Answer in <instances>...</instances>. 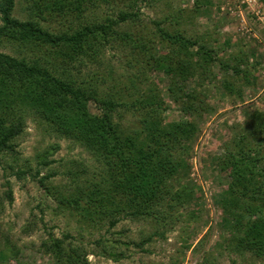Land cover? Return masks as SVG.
<instances>
[{
    "label": "trees",
    "instance_id": "obj_1",
    "mask_svg": "<svg viewBox=\"0 0 264 264\" xmlns=\"http://www.w3.org/2000/svg\"><path fill=\"white\" fill-rule=\"evenodd\" d=\"M18 1L0 0V162L2 156L16 152L25 115L34 112L97 162L91 168L92 177L81 180L82 171L74 174L77 184L70 197L47 184L51 175L39 178L47 194L56 197L60 205L76 209L88 225H107L108 231L122 217L157 224L175 219L176 208L193 197V190L181 184V179L188 170L189 143L200 131L197 122L187 117L165 122L166 108L157 87L129 103L121 95L101 93L97 84L77 80L64 66L94 59L114 36L125 39L169 76V89L181 111L198 116L205 107L203 93L187 89L185 83L192 78L205 83L214 75L216 62L227 72L229 63H223L205 41L170 32L159 23L161 42L168 50L154 55L141 38L117 29L129 19L135 21L136 11L120 9L116 18L80 22L60 30L45 24L50 15L84 17L88 9L110 0H22L29 10L24 19L14 14ZM235 70L240 72L237 67ZM119 107L135 108L137 124L124 125L117 120ZM215 163L229 176L220 205L231 247L240 254L264 258V111L249 114L235 125ZM24 173L17 169L13 174L21 177ZM39 173L37 170L35 175ZM6 196L13 201L11 188ZM54 236L50 234L43 242V249L56 264H85L87 251L71 240L74 235ZM118 242L105 237L97 241L104 244L102 249L108 255H116ZM12 251L7 240L0 249V260Z\"/></svg>",
    "mask_w": 264,
    "mask_h": 264
},
{
    "label": "rangeland",
    "instance_id": "obj_2",
    "mask_svg": "<svg viewBox=\"0 0 264 264\" xmlns=\"http://www.w3.org/2000/svg\"><path fill=\"white\" fill-rule=\"evenodd\" d=\"M134 1L110 0L88 9L80 18L50 15L45 24L60 30L80 22L116 18L120 9L136 11L135 21L129 19L117 29L141 38L154 55L168 50L161 42L159 23L170 32L205 41L223 63H229L227 72L216 62L214 75L205 83L197 78L185 83L187 89L203 93L205 107L198 116L181 111L169 89V76L125 39L114 36L94 59L64 66L77 80L97 84L101 93L121 95L129 103L147 94L150 87H157L166 108L165 122L186 117L197 122L200 131L189 143L188 170L181 179V184L193 190L192 199L177 207L175 219L166 224L122 217L109 231L107 225H88L76 209L63 207L47 194L38 180L51 175L47 184L70 197L77 184L74 174L82 171L81 180L92 177L91 168L97 162L39 115L27 113L24 131L16 139V152L2 156L0 162V249L7 240L14 249L0 264H56L44 251L43 242L50 234L63 238L66 232L86 249L85 264H264V258L240 254L229 243L220 205L229 176L215 163L235 125L249 114L264 111V0L249 4L243 0ZM14 14L29 17L26 2L19 0ZM1 49L14 52L8 46ZM236 67L240 72L236 73ZM90 109L96 110L93 104ZM138 116L133 107H119L115 114L124 125L137 124ZM17 169L25 173L21 177L13 174ZM37 170L39 175H35ZM10 188L12 202L6 196ZM104 237L119 241L116 255L104 253V244L97 243Z\"/></svg>",
    "mask_w": 264,
    "mask_h": 264
},
{
    "label": "built area",
    "instance_id": "obj_3",
    "mask_svg": "<svg viewBox=\"0 0 264 264\" xmlns=\"http://www.w3.org/2000/svg\"><path fill=\"white\" fill-rule=\"evenodd\" d=\"M251 0H243V2H246L247 4H249Z\"/></svg>",
    "mask_w": 264,
    "mask_h": 264
}]
</instances>
